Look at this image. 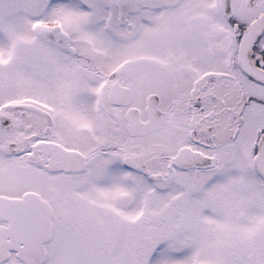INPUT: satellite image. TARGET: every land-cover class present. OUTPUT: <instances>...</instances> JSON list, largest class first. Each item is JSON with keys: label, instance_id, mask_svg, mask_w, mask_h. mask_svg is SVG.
I'll return each instance as SVG.
<instances>
[{"label": "snow or ice", "instance_id": "6c2138e0", "mask_svg": "<svg viewBox=\"0 0 264 264\" xmlns=\"http://www.w3.org/2000/svg\"><path fill=\"white\" fill-rule=\"evenodd\" d=\"M0 264H264V0H0Z\"/></svg>", "mask_w": 264, "mask_h": 264}]
</instances>
